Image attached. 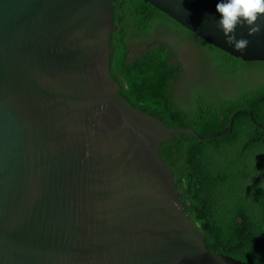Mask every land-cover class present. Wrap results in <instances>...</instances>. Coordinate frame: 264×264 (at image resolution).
<instances>
[{"label":"water","instance_id":"water-1","mask_svg":"<svg viewBox=\"0 0 264 264\" xmlns=\"http://www.w3.org/2000/svg\"><path fill=\"white\" fill-rule=\"evenodd\" d=\"M119 1L0 0V264H249L206 246L239 189L215 194L198 226L181 200L177 135L200 136L119 94ZM142 1L264 64V24L254 36L238 26L250 43L237 51L217 27L218 0Z\"/></svg>","mask_w":264,"mask_h":264},{"label":"trees","instance_id":"trees-1","mask_svg":"<svg viewBox=\"0 0 264 264\" xmlns=\"http://www.w3.org/2000/svg\"><path fill=\"white\" fill-rule=\"evenodd\" d=\"M113 23L119 94L169 127L190 128L201 139L213 138L177 135L178 166L185 173L181 200L191 220L196 226L210 222L213 196L240 190L242 198L218 223L207 248L249 264H264V64L232 58L142 0H120ZM159 28L198 40L221 76L237 79L239 92L219 97L212 91L200 92L191 106L180 101L176 87L184 68L175 47L153 42L135 58L129 57L130 39L152 42ZM252 78L260 81L251 85Z\"/></svg>","mask_w":264,"mask_h":264},{"label":"rangeland","instance_id":"rangeland-1","mask_svg":"<svg viewBox=\"0 0 264 264\" xmlns=\"http://www.w3.org/2000/svg\"><path fill=\"white\" fill-rule=\"evenodd\" d=\"M144 42L140 39H130L129 57L135 58L153 43L164 42L176 48L179 61L182 63L184 73L176 87L177 98L191 106L198 93L212 91L217 97L237 94L240 87L237 79H226L221 76V71L216 70L208 58L207 51L200 47L198 40L179 31L159 28L150 39ZM259 79L252 78L250 84L254 85Z\"/></svg>","mask_w":264,"mask_h":264},{"label":"clouds","instance_id":"clouds-1","mask_svg":"<svg viewBox=\"0 0 264 264\" xmlns=\"http://www.w3.org/2000/svg\"><path fill=\"white\" fill-rule=\"evenodd\" d=\"M215 10L219 14L217 27L222 30L226 42L244 52L250 41L243 36L237 39V27L247 26L249 36L258 34L264 24V0H218Z\"/></svg>","mask_w":264,"mask_h":264}]
</instances>
